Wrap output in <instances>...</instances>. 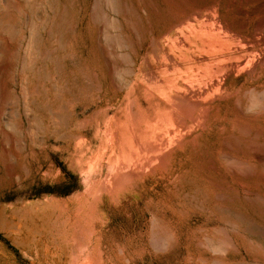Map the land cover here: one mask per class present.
I'll list each match as a JSON object with an SVG mask.
<instances>
[{
  "label": "rangeland",
  "instance_id": "rangeland-1",
  "mask_svg": "<svg viewBox=\"0 0 264 264\" xmlns=\"http://www.w3.org/2000/svg\"><path fill=\"white\" fill-rule=\"evenodd\" d=\"M188 14L251 30L264 0H0V264H264V77L169 124L159 50Z\"/></svg>",
  "mask_w": 264,
  "mask_h": 264
},
{
  "label": "bare ground",
  "instance_id": "bare-ground-1",
  "mask_svg": "<svg viewBox=\"0 0 264 264\" xmlns=\"http://www.w3.org/2000/svg\"><path fill=\"white\" fill-rule=\"evenodd\" d=\"M211 13H213V12H211ZM212 15H214V14H212ZM246 15H248V14H246ZM209 18H210V16H209ZM209 18L207 20H209ZM218 22L220 24H217V23H196V18H194L191 14H188L185 18L178 20L174 23H171L163 33L164 35H168V36L173 38V45H170L168 47L163 46L159 50V54L161 56H165L167 59L165 61V63L162 64V66H164L163 71L166 74L165 75L166 78L164 79V84L162 86V92L167 99V102L165 103L162 110H163V115H164V118L166 119V121L171 125H177V128L179 127L180 129L188 130L190 127L193 126L194 123H198V126H200L199 123H201V121L204 119L206 120V117H207L206 113L208 112V110H212L214 108V103H215V100L218 98V96H220L222 94H226L229 91H231V86L228 85V80H230V79L237 80L241 77H244L245 81L248 82V81H255V80H258V79L264 77V37H262V38L260 37V35L264 34V20H261L260 22H258L253 27V29H251V30L248 27V21L247 20H244L238 26L229 22L227 19L220 18V20ZM184 24L191 25V27L195 33L194 36L190 35L189 33H184L182 31L178 30V28L180 26L182 27V25H184ZM258 35H259V37H258ZM251 42H253V43H251ZM152 77H156V76H152ZM207 78L210 79V82L209 83H203L204 80ZM194 82H197V83L199 82V86H195L196 84L194 85L193 84ZM132 100H134V99H132ZM133 103L135 104V102H133ZM129 105L130 104H128V106ZM132 111H131V115H132ZM136 117H137V115H136ZM140 117H142V116H140ZM131 119H132V121H134L132 116H131ZM147 122H149V124H152L151 120H147ZM203 122L204 121H202V123ZM133 124H135V123H133ZM134 127L131 129L133 130ZM205 127H206V125H205ZM112 133H116V132H112ZM158 133L159 132H157L156 134L158 135ZM171 133H173V132H171ZM133 134H134V132H133ZM108 135H109V133H108ZM136 135H137V133H136ZM140 135L142 137H146L148 135V133L146 131V132H142ZM177 135H178V137L180 136V134H177ZM183 135H184V133L182 134V136ZM182 136H180V137H182ZM139 137L140 136L137 135L136 138H138V139H135L134 141H132V144H133V146L136 147V149L140 148V150H141L144 148V146H142L143 148L140 147L139 141H138V140H140ZM116 138L118 139V136H116ZM158 138L159 137H157V139H155V140L149 141L150 144H151V142L158 140ZM168 140H171V139H168ZM181 140H179V141H181ZM158 141L162 142L160 140H158ZM149 142L146 141V143H147L146 145H148ZM167 142H169V141H167ZM142 143H141V145H142ZM155 143L156 142H154V144ZM150 144H149V146H150ZM161 144H163V143H161ZM161 144H160V147H162ZM146 145H145V147H146ZM149 146L147 147V150L149 149ZM164 146L166 147V145H164ZM155 147H156V145H155ZM165 147H164V150H165ZM156 149H159V148H156ZM157 151H159L160 155H161V153H163L162 149L161 150L159 149L156 151L154 150L153 154L156 156L159 155L158 153L155 154V152H157ZM138 152L136 151V153H135L133 150V153L139 154V156L143 153L142 151H141V154ZM149 152H151V151H149ZM133 153H131V154L135 155ZM144 155H145V153L143 154V156ZM147 155H146V157H147ZM143 156H141L142 159L145 158ZM148 156H150V155H148ZM159 156L157 157V160H158V158H160ZM138 157H136V158H138ZM164 157H161V159L162 158L165 159ZM142 159H141V161L143 162ZM139 160H140V157H139ZM121 161H123V160H121ZM141 161H140V163H139V161H138V163H136L137 161L136 162L133 161V162L136 164H141L142 163ZM151 162H154V158H153V160L151 159L150 164H151ZM123 163L128 164V162H123ZM144 163L145 162H143V164H141L143 169H144L146 164H147V166H150L148 163H146V164H144ZM136 164H135V168H137V166H138L141 169V166L136 165ZM128 165H127V167H129ZM123 166H124V164H123ZM146 167H145V169H146ZM121 168L124 170V168H126V167H121ZM122 169H119V170H121V172H122L123 171ZM138 169H135V170H138ZM119 170H118V172H119ZM128 170L130 171L132 169L130 168ZM123 172H125V171H123ZM135 172H139V171H135ZM120 173H119V175H121ZM126 173H128V172H126ZM140 173H142V172H140ZM138 174H137V176H138ZM133 175L136 176V173ZM133 175L131 177V180L133 178ZM140 175H142V174H140ZM116 176H118V175H116ZM125 176L122 177V179L126 178ZM127 176H128V174H127ZM119 177H121V176H119ZM118 179L120 180L121 178H118ZM117 180H116V182H117ZM121 182H123V181H121ZM124 182L126 183V181H124ZM127 182H130V179ZM117 183H119V181ZM111 185L113 186L112 183H111ZM123 185H124V183H123ZM102 186L103 185H101V188H103ZM122 186L120 183V186H117V187H120V190H122L124 188ZM108 187L112 190L111 191L109 189L111 191V194H112V192L114 194V188L116 186L114 185L113 188H111L110 186H108ZM121 187H122V189H121ZM101 188H100V191H101ZM105 188H107V187H105ZM89 189H90V187H89ZM97 191L99 193V190H97ZM90 192L92 193V195H93V193H95V191L94 192L90 191ZM109 194H110V192H109ZM100 195H102V194L100 193ZM100 195L97 194V197L99 198ZM117 195H118V193H117ZM97 197H93V200H95ZM98 198H97V200H98ZM90 202H91L90 204L93 203L92 200ZM90 204H89V207L92 206ZM93 205L96 207V205L94 203H93Z\"/></svg>",
  "mask_w": 264,
  "mask_h": 264
}]
</instances>
